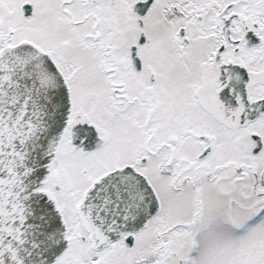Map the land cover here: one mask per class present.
<instances>
[{"label":"snow or ice","instance_id":"1","mask_svg":"<svg viewBox=\"0 0 264 264\" xmlns=\"http://www.w3.org/2000/svg\"><path fill=\"white\" fill-rule=\"evenodd\" d=\"M0 264H264V0H0Z\"/></svg>","mask_w":264,"mask_h":264}]
</instances>
